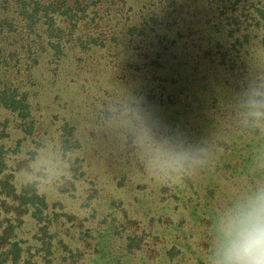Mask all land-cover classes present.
<instances>
[{
  "label": "rangeland",
  "instance_id": "374dc122",
  "mask_svg": "<svg viewBox=\"0 0 264 264\" xmlns=\"http://www.w3.org/2000/svg\"><path fill=\"white\" fill-rule=\"evenodd\" d=\"M193 1L64 0L77 23L61 37L39 23L31 29L10 0H0V18H14L15 30L7 37L0 28V89L26 91L31 114L24 119L0 104V147L7 161L22 167L21 179L40 180L58 217L81 234L71 243L81 252L70 258L58 253L51 264H214L223 217L256 194L239 173L218 167L215 149L246 126L232 107L264 104V73L256 94L251 81L253 72L264 70V54L254 46L260 39L252 35L255 53L243 50L247 81L233 89L234 71L215 65L229 37L214 28L208 0L197 1L204 6L196 16ZM228 6L232 17L248 24L245 18L257 16L264 0H230ZM122 25L132 30L127 43L116 37ZM207 50L215 62L201 58L204 69L194 73L192 55ZM207 72L218 98L201 80ZM260 111L254 106L255 116ZM189 176L199 187L186 207L172 199L169 183ZM202 214L214 219L212 237L198 221ZM58 217L44 236L37 220L23 214L15 239L34 253L40 237L52 238L60 226ZM137 227L139 248L126 254L119 235Z\"/></svg>",
  "mask_w": 264,
  "mask_h": 264
},
{
  "label": "trees",
  "instance_id": "16d2710c",
  "mask_svg": "<svg viewBox=\"0 0 264 264\" xmlns=\"http://www.w3.org/2000/svg\"><path fill=\"white\" fill-rule=\"evenodd\" d=\"M42 1L43 0H10V3L17 7L16 11H18L21 20L25 21V24L30 26L31 29L39 23L40 25L45 26V32L48 31L50 34L55 33L61 37H64V35L70 36V34L75 31L77 21H74V15L70 13L69 8H65L66 4L64 0H49L45 5H41ZM197 1L198 0L193 1L196 5V8L192 9L193 16L197 15L194 13L195 9L198 13L203 10L197 9L203 5ZM208 2L209 5L211 4L210 8L216 19V22L213 24L214 28L218 30L221 29L222 31L225 30L229 37V45L225 46L227 51H225V53L224 51L220 52L222 53L221 61L215 65L217 68H226V66H229V68L234 71L235 78L233 82L235 85H233V87H235L233 89H238L239 86L236 85V83L240 84L242 81H247L245 80L246 78H244L245 72L241 70L246 66V61L243 60L244 57L242 56L243 50L255 53L252 49L253 46L251 43L253 34L260 39L254 46L257 45V49L264 54V6L262 8L255 7V13L257 16L251 15V20L246 17L245 21L248 22V24H244L240 19L231 16V7L228 6L230 0H208ZM34 6H36V8L31 12V7ZM37 7L41 8L40 12ZM63 16L64 18L62 19ZM34 18H37V20L34 21ZM178 18H183V12L178 14ZM0 19V28L2 32L9 37L15 31L14 18L3 17ZM63 23L66 24L62 26ZM226 26H228V29H224ZM87 28L88 27L85 24L81 33ZM140 28L141 30H144V26ZM259 31L262 32L259 34ZM66 32L69 33L66 34ZM131 35L132 30L127 29L122 25L120 26V31L116 37H119L118 40L122 39L123 42L127 43L128 41H131ZM79 37H82V34L81 36H77V38ZM46 38L48 43H53V41L50 40L51 37ZM200 47H202V45L198 46V48ZM209 48V50H212L213 46H210ZM209 50H207V52H197L192 55V59L198 63V66L193 69L194 73H201L204 69L205 65L201 58L204 59L206 57L210 64L215 62L214 58H210L211 52L209 53ZM59 53V48L54 51V55H58ZM261 73H264V70L263 72H260L259 70L257 73L253 72V75H256V78L251 81L252 84L255 85V94L261 87L262 81L260 82L258 80V76ZM211 74L207 72L201 77V80L202 82H205L206 87L209 89L211 87L210 85H212V89L209 90V95L218 98V95L216 94L217 89L215 90L213 84H211L214 81L211 78ZM226 76H228V74ZM215 78L218 79L217 77ZM240 85L242 86V84ZM18 95H20V97H18ZM26 96V91H22L21 93L19 88H11L6 85L4 88L0 89V104L12 111H17L19 116L27 119L31 114ZM254 106H257V110L258 108L261 110L260 113H258V116H255L257 114L254 112ZM251 107L252 112L250 110ZM231 111L232 114L237 116L236 120H238V118L243 119L246 126L236 140L228 139L226 145H224L223 141H221V144H217L215 150L218 152V156L215 157V159L218 162V167H221L226 171L229 169L231 175L234 177L239 173L241 175L239 181L244 182V187L249 191L255 190V193H257L264 190V104L256 102L255 105L248 106L245 109L234 106L231 108ZM20 163L26 164L27 162L23 161ZM21 170L22 167H20L15 161L11 162L10 160H6V151H4L1 146L0 264H51L58 253H62L65 257L68 256V258L79 254L81 252L80 248L77 246H71V243H74V240L77 241L76 239H81L79 228H77L76 225L72 227L65 226L66 223L64 220H61V215L58 217L59 213L53 209L54 206H50L47 196L40 192V180L34 175L30 178L26 177L24 180L21 179V177L18 176L21 175ZM26 170H29V168ZM181 181L180 184L178 182L175 184L169 183V189L172 199H176L178 202L183 201L182 205L186 206L189 202H192L191 200L193 197L189 194L192 195V193H196L199 187V182L193 176L192 178L189 176ZM164 191L167 193L168 188H165ZM193 209L196 208L194 207ZM26 213H30L32 217L37 220L39 231L44 236H47L52 231L50 228L52 224L50 223V220H53L55 216L58 217L56 224H60V226H56L52 238L51 236L48 239H45L42 236L40 237V240L42 241L40 244L41 246L40 248H37L34 253L30 252L31 250H25L20 243L21 241L15 239V229L20 226L17 225V222L19 221L21 224V217ZM127 216L128 214H125V216L121 217V221H126ZM116 220L118 219L115 216L110 218V222H113L111 227L114 230H117L118 228L115 223ZM198 221L200 224L205 225L206 233L208 234L207 236L209 237L210 235V237H212V235H214L212 228V225H214V219L202 214L199 216ZM64 226L66 228H64ZM137 229L138 227L132 229L127 228L126 230H122L123 234L119 235L122 245L121 250H124L126 254L133 253L136 250H134V247L139 246L134 245V241H138L139 232H137ZM53 237H55L54 241H52ZM100 248L101 247L96 245L95 252L97 249L101 252ZM141 250H144V248L142 247ZM145 250L147 251L149 248ZM109 251L112 253L111 249ZM97 255H100L101 257L106 254H99L98 252ZM65 261L66 264H68L67 259Z\"/></svg>",
  "mask_w": 264,
  "mask_h": 264
},
{
  "label": "clouds",
  "instance_id": "9594fccd",
  "mask_svg": "<svg viewBox=\"0 0 264 264\" xmlns=\"http://www.w3.org/2000/svg\"><path fill=\"white\" fill-rule=\"evenodd\" d=\"M219 232L214 264H264V190L229 210Z\"/></svg>",
  "mask_w": 264,
  "mask_h": 264
}]
</instances>
